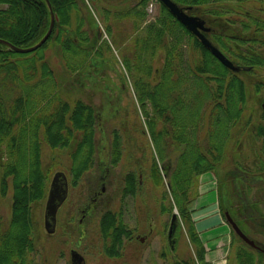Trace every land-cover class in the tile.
<instances>
[{"label": "trees", "instance_id": "1", "mask_svg": "<svg viewBox=\"0 0 264 264\" xmlns=\"http://www.w3.org/2000/svg\"><path fill=\"white\" fill-rule=\"evenodd\" d=\"M174 1L209 21L208 38L236 64L264 67V40L241 37L240 33L238 36L236 22L230 18L221 23L222 18L236 13L237 8L232 5L240 6L244 0ZM50 2L57 21L52 35L40 49L23 54L0 44V169L2 177L14 179L11 222L6 230L0 231V264H33L31 210L48 188L42 165V143L53 151L65 148L82 153L83 159L72 168L77 179L89 169L87 163L90 164L94 154L98 110L82 99L73 103L64 99L53 69L40 54L53 42L60 48L69 74L77 75L80 81L92 80L98 74L97 64L105 62L104 46H97V37H91L83 29L85 18L78 0ZM138 3L128 14L138 20L139 32L122 59L137 100L145 110V123L164 170L154 157L151 176L156 182L163 181V175L166 177L174 205L189 228L191 241L197 244L198 263L209 264L205 262L191 217L192 203L200 176L208 172L217 174L223 167L231 132L240 122L247 101L246 83L240 76L250 73L226 68L162 4L156 20L142 27L147 0ZM73 18L78 20L75 28ZM247 19L249 22L241 25L243 30L248 31L252 26L258 34L264 30L260 20L250 21V16ZM50 22L45 0H0V39L19 47H31L44 37ZM242 48L246 51L241 52ZM147 106L151 111H146ZM262 118L264 121V111ZM258 127L256 137L263 138L264 125ZM114 133L111 162L118 164L122 149L118 133ZM255 168L262 173L263 162ZM242 171H245L243 166L238 165L226 173L231 185L232 180L239 179L243 184L248 183V189L264 191L263 175L246 178ZM137 183L136 173L129 172L125 176L124 196L134 195ZM237 187L233 186L234 194L239 191ZM239 201L237 212L242 220L251 227L252 223L264 222V215L257 214L258 201L249 202L243 197ZM100 229L110 239L106 245L110 254L119 251L124 235L131 236L120 215L112 211L102 216ZM252 229L262 232L264 227ZM256 244L260 248L258 253L243 242L238 245L239 264H264V244ZM173 264L197 263L185 259Z\"/></svg>", "mask_w": 264, "mask_h": 264}, {"label": "rangeland", "instance_id": "2", "mask_svg": "<svg viewBox=\"0 0 264 264\" xmlns=\"http://www.w3.org/2000/svg\"><path fill=\"white\" fill-rule=\"evenodd\" d=\"M78 1L85 18L83 29L91 37H97V46H104L105 62L97 64L98 74L95 73L92 80L83 81L78 80L77 75L69 74L61 58V50L53 42L41 52L40 57L53 69L64 99L71 103L82 99L98 110L94 154L90 164L87 163L89 169L77 179L72 168L83 159L82 153L75 151L77 159L74 160L71 149L53 151L49 145L42 143V165L48 188L43 198L34 202L31 210L34 250L30 255L33 264H71V251L74 249L85 256L87 264H173L176 260L185 259L196 262L197 247L192 248L194 243L191 242L189 228L174 205L166 177L163 175V181L156 182L151 176L153 158L158 157L145 123V110L137 100L123 64V53L132 46L134 36L139 32L138 20L131 17L128 11L138 6L140 0ZM151 3L154 4L152 12L148 9ZM232 6L237 8L236 13L228 14L221 23H225V18H230L236 22L234 26L238 36L240 33L241 37L264 40V30L258 34L254 26L248 31L241 28L242 24L249 22L247 16L251 17L250 21L253 18L264 23V0H244L240 6L237 3ZM160 9L159 2L147 0L144 10L146 20L141 26L155 21ZM77 23L78 20L73 18L74 28ZM189 51L197 55L192 48ZM240 51L245 52L246 49ZM249 73V76H240L247 87L246 105L240 122L231 132L223 161L225 164L215 175L218 178L219 202L222 200L225 209H231V216L251 239L264 244V229L262 232L252 229L259 225L264 227V222L252 223L251 227L250 223L242 220L237 212L241 198L234 194L233 186L238 185L243 199L258 201V215H264V191L248 189V183L244 185L239 180H232L231 185V178L226 176V173L241 165L251 171L247 177L263 175L264 178V171L258 173L255 168L261 161L264 164V137H256L258 126L264 125V67L257 65ZM145 109L151 111L149 106ZM114 132L118 133L122 149L118 164L111 162ZM157 163L162 169L159 159ZM57 172H65L69 181V195L59 210L55 232L50 234L45 228V209L52 179ZM129 172L136 173L138 188L134 195L124 196L125 176ZM13 180V176L2 177L0 169V231L6 230L11 222ZM221 186H224L222 190ZM85 209H90V213L84 217L82 211ZM107 211L120 215L131 231L130 237L123 236L119 251L112 254L106 246L110 239L107 240L100 229L102 216ZM174 213L178 214V226L170 233ZM241 242L234 234L231 235L230 250L222 264H239L236 257Z\"/></svg>", "mask_w": 264, "mask_h": 264}, {"label": "water", "instance_id": "3", "mask_svg": "<svg viewBox=\"0 0 264 264\" xmlns=\"http://www.w3.org/2000/svg\"><path fill=\"white\" fill-rule=\"evenodd\" d=\"M170 12L171 14L184 26L189 32L195 35L201 42V44L210 51V53L226 68L234 71H248L251 67L247 66H238L235 65L225 54L215 46L205 35L209 31V28L206 27V21L200 17L193 16L188 14L185 10L177 5L173 0H159ZM48 8L51 15L50 27L45 34V36L34 46L31 47H19L13 43L0 39V44L7 46L10 50L17 53H31L41 48L49 39L54 29V24L56 22V15L53 11L52 4L50 0H46ZM68 180L63 172H57L53 179L49 190V195L46 203L45 210V228L48 233L52 234L55 232L56 223H57V213L59 208L63 205L68 196ZM177 213H174L172 217L171 230L170 233L174 230V225L177 220ZM228 221L232 225L236 234L248 245L256 247L255 242L251 240L240 227L233 221V219L228 215ZM71 264H86L85 258L78 253L77 251H71Z\"/></svg>", "mask_w": 264, "mask_h": 264}, {"label": "crops", "instance_id": "4", "mask_svg": "<svg viewBox=\"0 0 264 264\" xmlns=\"http://www.w3.org/2000/svg\"><path fill=\"white\" fill-rule=\"evenodd\" d=\"M217 184L218 178L215 174L201 175L191 208V217L204 252V259L209 264L225 263L232 234L231 226L221 210ZM195 246L197 247V244L192 248Z\"/></svg>", "mask_w": 264, "mask_h": 264}, {"label": "flooded vegetation", "instance_id": "5", "mask_svg": "<svg viewBox=\"0 0 264 264\" xmlns=\"http://www.w3.org/2000/svg\"><path fill=\"white\" fill-rule=\"evenodd\" d=\"M206 21H207V23L209 24V21L206 19ZM210 33V32H209ZM208 33V34H209ZM261 67V66H260ZM253 70V69H252ZM251 70V71H252ZM264 106V105H263ZM263 111H264V107H263ZM224 164H225V162H224ZM239 164H242V163H239ZM243 169L245 170V171H243V173L244 174H246V178H249V177H247V176H249L250 175V172L251 171H249V170H247V168H245V167H243ZM240 172H241V170H240ZM226 176H227V174H226ZM241 177V176H240ZM246 178H244L243 180L245 181V182H247L248 181V179H246ZM241 179V178H240ZM236 180H239V179H236ZM239 181H241V180H239ZM224 187V186H223ZM240 190V189H239ZM104 191V190H103ZM237 193V197H239V198H241V196H240V192L238 191V192H236ZM95 200H97V199H95ZM64 205V204H63ZM82 213H84L83 215H84V217L85 216H87V214H89L90 213V209H85L84 211H82ZM82 222V221H81ZM142 240H144V239H142ZM173 239H171V245L174 243L173 241H172ZM173 242V243H172ZM75 250V249H74ZM75 251H77V250H75ZM78 253H80L79 251H77ZM84 258H85V256L82 254V253H80ZM85 263L87 264V261H86V258H85Z\"/></svg>", "mask_w": 264, "mask_h": 264}]
</instances>
